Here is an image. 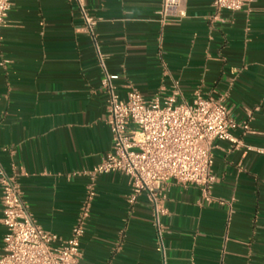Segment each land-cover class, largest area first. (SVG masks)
<instances>
[{
    "label": "crops",
    "instance_id": "obj_1",
    "mask_svg": "<svg viewBox=\"0 0 264 264\" xmlns=\"http://www.w3.org/2000/svg\"><path fill=\"white\" fill-rule=\"evenodd\" d=\"M160 3L84 0L120 96L164 98L177 86L178 102L222 97L237 124L212 144L208 193L170 181L165 264H264V0L215 18L212 0H183L186 17L166 24ZM0 37V172L16 179L32 218L67 238L93 182L77 264H162L145 197L125 200L127 176L83 173L111 133L77 2L13 0ZM1 218L0 203V252Z\"/></svg>",
    "mask_w": 264,
    "mask_h": 264
},
{
    "label": "built area",
    "instance_id": "obj_2",
    "mask_svg": "<svg viewBox=\"0 0 264 264\" xmlns=\"http://www.w3.org/2000/svg\"><path fill=\"white\" fill-rule=\"evenodd\" d=\"M12 1L0 0V27ZM75 1L83 21V31L92 41L101 69L100 89L107 113L105 122L111 133L110 150L99 164L83 173L91 181L107 173L127 176L129 193L125 200L133 205L140 196L145 197L152 211L156 251L165 264L161 217L167 213L165 198L170 181L182 186L196 185L208 193L215 181L211 173L212 144L216 140H231V132L237 124L222 97L204 98L196 92L191 103L178 102L177 86L164 98L156 93L146 99L132 88L120 96L99 51L97 18L88 13L84 0ZM255 1L212 0L214 18L222 10H248ZM158 15L162 24L183 19L186 17L183 0H161ZM0 184L1 222L4 227L0 264H77L84 220L94 197L93 182L88 186L76 223L65 239L43 229L32 218L21 198L16 179L0 172Z\"/></svg>",
    "mask_w": 264,
    "mask_h": 264
}]
</instances>
